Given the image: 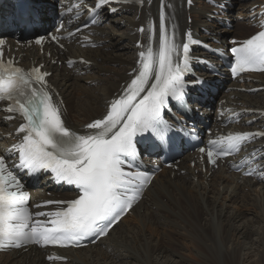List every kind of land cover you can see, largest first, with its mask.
Segmentation results:
<instances>
[{"label": "snow or ice", "instance_id": "1", "mask_svg": "<svg viewBox=\"0 0 264 264\" xmlns=\"http://www.w3.org/2000/svg\"><path fill=\"white\" fill-rule=\"evenodd\" d=\"M114 2L124 0H95L89 8L91 23H96L95 17L105 8L115 13L117 8L108 7ZM164 7L161 0L158 53H154L151 46L146 52L139 53L137 75L106 107L100 118L85 124L83 134L66 125L62 101L54 99L55 94L48 84L47 78L51 73L42 71V65L25 70L14 66L11 59L5 61V41L0 38V101L9 102L3 111L19 114L24 121L16 129V134L21 136L19 142L8 150L9 156L0 155V249L20 248L30 243L59 247L80 246L84 240L95 243L107 236L122 217L133 210L144 187L150 183L146 175L133 167L141 156L138 145H146L144 152L171 150L177 146L174 137L184 129L177 130L166 119V114L170 101L186 104L188 89L194 88L196 83H204L186 79L190 70V44L202 42L194 41L191 33H186L181 54L174 43V32L170 35L168 31ZM219 7L223 10L226 6L220 4ZM5 23L0 20V27ZM41 23V12L29 5L11 19V26L17 28L26 29ZM62 27H57L56 31H61ZM87 27L89 24L85 22L69 35L73 36ZM140 31L143 33L145 29ZM148 31V39L152 41L157 29L153 26ZM50 38L57 40L56 35ZM42 40L43 37H37L35 43L39 45ZM137 47L142 45L138 42ZM230 51L235 58V65L231 68L233 75L238 71L264 72V30ZM79 62L86 63L82 59ZM68 63L74 62L70 60ZM188 110L191 111L190 108ZM6 119L12 120L15 116L8 115ZM257 136L264 137V132L228 134L225 139L232 147ZM211 143L217 144L216 141ZM219 154L230 153L221 150ZM11 155H16L18 162L10 164ZM213 155L209 149L208 160L215 164ZM20 173L37 179L41 174H51L54 182L73 186L77 190L76 196L69 200L36 204L34 207L37 209L51 204L59 207L53 212L33 213L28 207L29 193L24 190ZM40 217L47 219L41 220ZM48 259L60 257L49 256Z\"/></svg>", "mask_w": 264, "mask_h": 264}, {"label": "bare ground", "instance_id": "2", "mask_svg": "<svg viewBox=\"0 0 264 264\" xmlns=\"http://www.w3.org/2000/svg\"><path fill=\"white\" fill-rule=\"evenodd\" d=\"M46 1L48 4L40 11L43 22L50 23L48 14L55 9V3L37 0ZM150 1L151 5L148 4ZM229 1L238 4L243 16L248 15L252 6L264 3V0ZM163 2L166 25L170 34L175 32V40L178 29L183 32L190 23L197 36L220 47L228 46L231 38L228 35L232 32V37L238 35L242 39L258 31L239 20L233 30L221 27L213 19V16L221 15L215 14L216 9L202 0H195L196 5L189 9L185 0ZM160 12L161 0H146L142 8L125 6L115 15L104 11L103 16L108 18L109 24L91 30L98 48L84 49L75 43L68 47V54L85 57L93 61V65L80 63L62 70L53 67L57 71L51 79L67 100L74 129H81L90 120L102 116L114 93L124 90L123 83L136 67L137 43L148 40L152 23L157 29L158 42ZM227 16L233 19L232 14ZM140 25L146 26L144 34L140 32ZM243 33L249 34L242 36ZM16 46L12 45V52L27 51L34 58L41 57L34 47L16 50ZM81 72L85 74L79 76ZM256 77L260 82H252L250 87L264 86V73ZM229 96L230 93L224 92L220 95L227 99ZM233 101L241 104L240 107L264 109V90L255 95L236 92ZM208 116L211 117L209 113ZM256 125L264 128V116ZM17 127L15 124L13 130ZM190 161L183 160L179 171L164 169L155 177L145 198L133 208L132 214H127L110 231L105 240L111 246L110 252L101 247L86 248L73 258L68 256L71 261L66 264H264V182L241 179L239 173H229L224 168L211 174L202 171L196 174V168H190ZM182 169L186 170L185 174L179 173ZM245 208H249V213L244 212ZM163 225L171 229L167 234L170 246L162 243V235L152 231L163 232ZM190 255L192 260L187 257ZM0 261L2 264H49L41 252L32 247L27 251L0 254Z\"/></svg>", "mask_w": 264, "mask_h": 264}, {"label": "rangeland", "instance_id": "3", "mask_svg": "<svg viewBox=\"0 0 264 264\" xmlns=\"http://www.w3.org/2000/svg\"><path fill=\"white\" fill-rule=\"evenodd\" d=\"M249 33H243V35L242 36H245V35H248ZM84 84H85V82H84ZM244 212L245 213H249V208H245L244 209ZM131 222V221H130ZM165 228V230L163 231V232H161V233H159L157 230H152L153 232H155L158 236H160V235H162L163 236V239L161 240L162 241V243L164 244V245H166V246H170V244H169V242H168V236H167V234L168 233H171V229H169V227H168V225H163V228L162 229H164ZM141 230V229H140ZM145 233L147 234L148 233V229H147V227L145 228ZM157 235H155V237L157 236ZM191 245V244H190ZM188 257V259L189 260H192V256L190 255V256H187ZM189 260L187 261V262H189Z\"/></svg>", "mask_w": 264, "mask_h": 264}]
</instances>
